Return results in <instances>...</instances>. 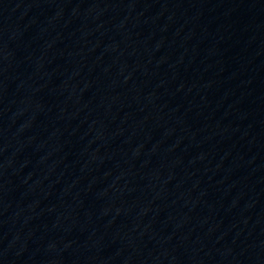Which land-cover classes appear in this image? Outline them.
Here are the masks:
<instances>
[{
    "label": "water",
    "instance_id": "95a60500",
    "mask_svg": "<svg viewBox=\"0 0 264 264\" xmlns=\"http://www.w3.org/2000/svg\"><path fill=\"white\" fill-rule=\"evenodd\" d=\"M0 264H264V0H0Z\"/></svg>",
    "mask_w": 264,
    "mask_h": 264
}]
</instances>
